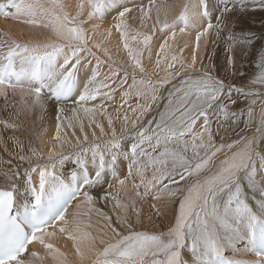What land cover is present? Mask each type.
Instances as JSON below:
<instances>
[{
  "label": "snow or ice",
  "instance_id": "snow-or-ice-1",
  "mask_svg": "<svg viewBox=\"0 0 264 264\" xmlns=\"http://www.w3.org/2000/svg\"><path fill=\"white\" fill-rule=\"evenodd\" d=\"M249 3L264 9V0H218L215 9H210L208 0L192 3L185 0L178 15L169 20L168 8L157 5L155 0H149L147 7L143 2L136 5L135 0H76L74 5L64 0H0V17L51 33L42 43L21 42L8 33L3 34L7 38L0 39V96L7 100L9 93L19 94L17 115L42 104L45 98L53 99L57 103V134L53 137L56 141L61 140L64 112L59 105L68 102L74 105L72 113L82 133L84 125L78 116L81 108L91 117L99 111L107 119L109 129L105 132L100 122L90 119L89 127L95 124L101 138L93 131L89 142L84 134L83 140L77 138L72 152L56 151L57 146H53L47 157L29 146L30 155L17 157L28 163L23 176L19 169L3 173L7 180H23L30 198L17 202L16 182L0 188V264H43L46 257L30 250L32 245L41 246L55 264H72L66 253L50 242L57 232L72 241L75 264H264V151L256 147V134L264 135V100L260 101L258 122L251 138L228 143L222 137V142L217 144L210 120V114L216 116L219 135L221 128L229 122L237 124L239 117L245 115L243 110H233L236 104L233 94L264 97V50L258 54L256 71L247 84L235 85L213 76L206 68L197 69L195 49L191 62L185 63L171 51L169 43L175 39L177 29L184 33L199 26L196 48L200 47L202 37L205 44L210 36L214 43L222 41L227 65L234 68L238 59L251 55L255 45L254 34L235 30L237 21L233 14L245 12ZM70 7L74 14L68 10ZM136 7L146 31L137 30L129 23V14ZM153 10L155 20L148 28ZM113 11L115 15L106 33L107 37L112 36L113 30L118 34L132 71L131 84H128L127 68L121 72L113 67L115 61L107 49H103L106 60L97 55L101 44L93 36L101 25L93 23L91 34L83 26L86 21H103ZM157 36L162 42L149 71L145 59L148 64L153 63L152 47ZM104 64L108 72L99 79ZM82 76L87 78L83 88ZM167 85L172 88L163 111L145 122L144 117L163 98L161 89ZM117 90L121 93L120 106L115 109L116 118L121 121L119 135L105 107L114 100ZM132 96L137 101L135 106L129 103ZM89 102L98 103L86 107ZM256 104L257 100L252 99L247 108L246 126L257 119L253 107ZM0 125L5 129L17 128L7 120H0ZM68 126L74 127L71 120ZM9 139L24 152L17 137ZM0 146L9 151L8 142L2 137ZM33 159L37 163L33 164ZM68 160L75 168L65 179L57 173V168ZM122 164L126 165L125 173H121ZM206 171L209 175L202 178ZM190 179L192 183L188 184ZM180 181L187 186L182 188ZM97 189H102L98 193L100 200H114L115 208L123 213L117 214L116 221L126 231L112 226L111 217L104 216L112 233L108 239L102 235L97 240L85 231L76 218L78 214L74 215L71 226L67 219L72 202L82 197L84 203L92 205L97 199L92 193ZM133 191L135 197L143 198L155 192L154 200L167 197L178 204L167 231L135 230L129 211L137 218L140 213L131 195ZM174 197L177 199L172 201ZM238 243H244L245 250L259 259L251 262L226 259V250L235 252ZM185 251L190 259L183 255ZM26 254L28 259L24 258Z\"/></svg>",
  "mask_w": 264,
  "mask_h": 264
},
{
  "label": "bare ground",
  "instance_id": "bare-ground-1",
  "mask_svg": "<svg viewBox=\"0 0 264 264\" xmlns=\"http://www.w3.org/2000/svg\"><path fill=\"white\" fill-rule=\"evenodd\" d=\"M139 0H135V3L137 5ZM173 2H176V5L178 3H181V0H171ZM190 3L194 2V0H189ZM64 3L69 5H74L76 3V0H64ZM157 5H163L168 8L169 15L168 19L171 20L173 14H174V7L169 3L166 2V0H160L159 4ZM218 5V2L215 5L214 0H209V7ZM126 6H131L126 5ZM213 8V7H212ZM211 9V7H210ZM70 12L74 14V9L69 8ZM119 10V9H118ZM115 14V11L108 13L109 16H113ZM139 11L136 8H133L132 13L129 14V23L131 27L140 30V31H146L144 27L141 26L139 21ZM215 15V13H214ZM235 18H238L242 21V27L236 26L237 29H242L247 33L248 30H257V31H264V23H261V26L255 23H251L250 19H258L259 17L264 16V10L259 7H254L253 4L248 5V9L243 13H234L233 14ZM110 17V18H111ZM131 17H136L135 20H132ZM161 21L164 20L163 12H161L160 16ZM155 20V10L152 12V20L147 21L148 28H151L153 21ZM258 22L260 19L257 20ZM98 23L101 25L100 29L98 30V33L93 36V39L95 42H98L101 44V51L97 52V55L100 56L101 60H106L107 57L104 55L103 49H107L108 55L112 57V61H115L113 63V67L120 68L121 72L127 68L129 72V80L128 84H131V75L132 71L131 68L128 66L127 61V54L124 52L122 44L119 42L118 34H115V30H113V34L111 37H107L106 29L110 26L112 23V20H103V21H86L83 25L86 30L89 31L91 34L92 24ZM213 23H215V20L213 18ZM199 30V26L197 27H190L187 29L184 33H180L179 36L176 35L175 39L172 41H169V43L172 45L171 51L175 52L185 63L191 62V57L193 54V50L196 51L197 56V63L196 68L200 71H203L205 68L217 78H222L225 80L226 83H232L235 85H246L248 82V79L252 74L255 73L256 68L250 67L251 73H249L247 76L244 77L247 70H241L240 67L244 66L246 64L241 62V59H238L235 67L230 68L227 65L226 56L227 53L225 51V46L222 41L220 42H213V37L208 38V43L205 44V38H201L200 41V47L196 48V40L195 35L196 31ZM179 31V30H178ZM4 33H8V35L21 42H26L28 40H32L34 42H45L50 36L51 33L48 30L41 29V28H34L28 25H24L19 21L12 20V19H5L0 17V36H3L4 39L7 37H4ZM162 41L156 42L152 47V64H148L147 60L145 59V66L148 67L149 71L152 70V67L154 65V61L156 59L155 52L158 49L159 43ZM259 44H264L262 42V39H255V45L251 49V55L245 57L247 59H250L251 61L254 60L256 52L258 51V54L262 51L259 49ZM183 49V52H180V49ZM264 50V49H263ZM147 55V54H146ZM256 59V58H255ZM112 61H109V63H112ZM244 64V65H243ZM251 64V63H250ZM254 64V63H253ZM107 65V64H106ZM92 66H95V61H92ZM102 72L104 74H107L108 72V66L103 67ZM235 72V75L233 73ZM139 73L137 72V75ZM140 75V74H139ZM163 75V73H161ZM153 79H156V77H153ZM119 83V81H117ZM173 83H176V81H173ZM127 87V86H125ZM83 88V87H81ZM172 86L167 90L164 91V96L166 97L158 101V104L154 105L152 111L149 114H146L144 117V121L146 122L148 119H152L153 117H158L159 112L163 111L164 104L167 102L166 98L168 96V92L171 90ZM163 92V91H161ZM16 96H19L17 94ZM3 97V96H0ZM4 98V97H3ZM258 105L261 101V99H256ZM116 105L115 107L118 108L121 103V93L119 90H117L115 94V98L113 101H111ZM8 101L0 102V120H7L9 123H14L17 125L16 129H5L3 125H0V137H2L4 140L8 142V148L9 151L5 152L3 149V146H0L3 149V157L6 159V161L3 163L2 166H0V188H8L10 187L11 183L16 182L18 184V188L16 190V197L17 202L21 203L24 200H27L30 198V194L26 192L25 186L23 183V180L15 181V180H7L3 173L9 172L10 170L15 171L16 169H19L20 175L23 176V170L21 167L25 164H28L26 161L22 162L17 157L21 154L24 155H30L28 152L29 146L36 149L38 152L42 153L44 157H47L49 148H52L53 146L56 147V151H63L64 153L72 152L74 149V146L76 145V140L79 138L80 140H83L84 134H87L88 141L91 142L92 132L95 131L97 138L100 137V130L98 128H95V124L92 125V127H89V120L95 119L96 121L100 122L104 128L105 132H109L108 126H107V119L105 116L100 115L99 111L94 115V117L87 116L83 113V110L80 109L78 112V116L80 120L83 122L84 125V132L82 133L80 130L79 124L76 122V118L73 116L72 108L74 105L71 102L61 104L59 107L64 109L63 114L61 115V130H60V141H56L53 139V137L57 134L56 133V123H57V105L51 104L47 102L46 100H43L42 104L34 106L33 108V115L31 118V121L34 125V129L37 131H34L31 125H28L25 122L29 121V118L27 117V109L22 110L19 115H17V106L14 108H11L10 105L6 104ZM94 103L98 102H89L86 104V107H92ZM110 102H107L105 104V107L107 108V114L110 115L114 121V126L116 129L117 134H120L121 129V121L116 118V111L114 109H109L111 105H109ZM129 103L132 106H135L137 101L135 96H132L129 99ZM248 104H251V100L244 101V102H236L235 106H232L235 109H240L243 106H246ZM12 106V105H11ZM110 106V107H109ZM113 106V105H112ZM68 120H71L74 127H75V134L72 132H68L66 134L62 133L63 130H66L68 126ZM246 120V119H245ZM245 120H238V123L233 125L230 123L228 127L221 128L220 134L217 135V124L212 126V131L214 133V136H216L219 140H226L228 138L236 136L238 133L244 132L252 127V123L250 125H245ZM72 129V127H71ZM226 130V132H225ZM15 136L17 137L24 147V152L21 153L18 148H15L9 137ZM243 138H248L247 136ZM58 145H62V147H59ZM264 147V146H263ZM11 153V154H10ZM46 155V156H45ZM11 160L12 163L9 164L7 161ZM35 159H33L34 161ZM32 161V162H33ZM35 164V163H33ZM126 166V165H124ZM123 166V167H124ZM28 167V166H27ZM26 167V168H27ZM61 172V171H60ZM126 172V167L121 168V173ZM57 173L60 174L57 170ZM150 175V173H149ZM209 175V172H204L201 174V177ZM34 178H36V174H34ZM177 180H179V177H176ZM5 182V183H4ZM111 182V181H110ZM137 182L138 179H137ZM4 183V184H3ZM179 183L185 184L184 181H180ZM191 181H188V184H191ZM6 185V186H4ZM131 185V181H129V187ZM187 185L185 184V187ZM104 187H107V184L104 185ZM141 193H143L144 189H140ZM102 192V189H97L93 191V195L97 196V199H95L92 203V205H89L87 203L83 202V198H79L77 203L74 207L71 208V210L68 213L67 219L71 223L73 221L74 215L78 214L76 218L79 220L80 225L82 227V220L81 215L87 214V224L89 228V232L92 234L94 238L97 240L103 235L105 239H108L111 237L112 233L109 230L108 222L104 219L105 215H108L111 217L112 220V226L116 227L120 231H126V229L122 228L116 221L117 214L123 215V213L120 212L119 209L115 208V201L109 200L107 202L100 200L98 198V193ZM131 195L136 199V209L139 211L140 216L137 218L135 213H132L131 210L129 211L130 218L132 220V223L134 225L135 230L137 231H145L148 233H160L162 229H164V225H167L166 228L169 227V225L173 222V216L174 211L176 210V203L171 202L169 198L164 197L161 200H152V195H156L155 192L151 195V200H147V198H139L135 197V192H131ZM121 196H124V193L121 192ZM150 197V195H149ZM174 199V198H173ZM172 201H175L173 200ZM154 203V204H153ZM79 205V208L77 207ZM155 205V207L152 206ZM91 207V210L88 212L87 208ZM157 210H159V214H157ZM164 215H168L169 217H164ZM164 218H163V217ZM162 217V218H160ZM171 217V219L168 221V219ZM54 244L56 248H59L62 252L66 253L67 258L72 264H75V256H74V249L72 248V241L68 240L65 236H62L57 232V236L50 241ZM244 243H238V245H243ZM243 250H237L236 257H242L241 260L246 262L255 261L254 257L251 256L247 258L246 254H244L245 246L242 247ZM31 250L38 251L41 256H45V262L46 264H55V262L51 259V257H48L45 250L39 246L34 245ZM251 252V251H250ZM253 252H251L252 254ZM185 258L190 259V254H188L186 251L183 253ZM25 259H28V256L24 257Z\"/></svg>",
  "mask_w": 264,
  "mask_h": 264
},
{
  "label": "rangeland",
  "instance_id": "rangeland-1",
  "mask_svg": "<svg viewBox=\"0 0 264 264\" xmlns=\"http://www.w3.org/2000/svg\"><path fill=\"white\" fill-rule=\"evenodd\" d=\"M141 2H143V4H144V6L145 7H147L148 6V3H149V0H139L138 1V3H137V5H139ZM155 2H156V4H159V2H160V0H155ZM166 2H169L173 7H174V14H173V16H172V18L175 16V15H178V13H179V11L181 10V7H182V5L185 3V0H181V3H178V5H176V2H173V1H171V0H166ZM214 2H215V5H216V3L218 2V0H214ZM208 3H209V0H208ZM249 4H252V3H249ZM211 7V9H215L214 8V6H210ZM213 7V8H212ZM217 7V6H216ZM136 9L138 10V7H136ZM264 10V9H263ZM117 11H118V9H117ZM115 15V14H114ZM113 15V16H114ZM113 16L111 17V16H109L108 14H106V18L104 19V20H112L113 19ZM111 17V18H110ZM171 18V19H172ZM236 19V21H237V26L238 27H242L243 28V26H242V21L241 20H239L238 18H235ZM258 19H260V21L258 22L257 20ZM258 19H253V18H251L250 19V22L251 23H255L256 25H260L261 26V23L263 22L264 23V16L263 17H259ZM261 22V23H260ZM150 24H152V22L150 23ZM177 31V36H179V34H180V32L178 31V29L176 30ZM115 32V31H114ZM237 32L238 33H245V31H243L242 29H237ZM247 33H252V34H254V37H255V39H262V42L264 43V31L263 32H261V31H257V30H248L247 29ZM247 33H245V34H247ZM115 34H116V32H115ZM0 39H4L3 38V36H0ZM158 41H162L161 39H160V37L159 36H157L155 39H154V42H153V45L156 43V42H158ZM259 49H261V50H263L264 49V44H259ZM257 56H258V51L256 52V55H255V58H257ZM254 58V60L253 61H251L250 59H247V58H245V57H243V58H240L241 59V62L242 63H244V64H246V65H244V66H241L240 67V69L241 70H247L246 72H244L245 73V75H244V77L245 76H247L249 73H251V70H250V67H254L255 66V61H256V59ZM251 63V64H250ZM254 63V64H253ZM103 67H107V65L106 64H104V65H101V67H100V71H101V76L99 77V79H103V76L105 75L103 72H102V69H103ZM89 75H90V73H89ZM138 77H139V74L137 75ZM86 81H87V78L85 77L84 78V76H83V78H82V80H81V87H83V84L84 83H86ZM172 85H167V86H165V88L164 89H161V91H163L162 92V96H163V99L166 97V95L164 96V91H167L170 87H171ZM233 98L236 100V102H244V101H248V100H252V99H261V100H264V97H252V98H245V97H243V96H237L236 94H233ZM6 100H5V98H3V97H0V102L2 103V102H5ZM7 101H8V103H6V104H8V105H10V107L11 108H14L15 106H18L19 105V103H20V98H19V96H12L11 95V93H9V96H8V98H7ZM158 104V103H157ZM12 105V106H11ZM109 105H111V102L109 103ZM113 105V106H112ZM112 105H111V107L109 108V109H114V108H116L115 106V104L112 102ZM249 105L250 104H248V105H246V106H243L242 108H240V109H235V108H233V110L234 111H237V112H240L241 110H243L244 112H245V115L244 116H240L239 117V119L238 120H245V119H247V116H246V111H247V108L249 107ZM235 106V105H234ZM22 107V106H21ZM254 107V110H255V112L257 113V119H255V120H253L252 121V127L250 128V129H248V130H246V131H244V132H241V133H238L236 136H234V137H231V138H228V139H226V140H223L224 142H228V143H231L233 140H240L242 137H245V136H247L248 138H251L252 136H253V134L255 133V129H256V126H257V122H258V113H259V110H260V103L258 104V105H254L253 106ZM33 108L34 107H32L31 108V110H27L26 111V113H27V117L29 118V121L28 122H25V123H27L28 125H31L32 126V128H33V130L34 131H37L36 129H34V125H33V123H32V121H31V118H32V115H33ZM82 109V108H81ZM210 120H211V127L212 126H214L215 124H218V121H217V118H216V116L215 115H212V114H210ZM230 123L231 122H229L227 125H225V127H228L229 125H230ZM76 130H75V127H72V129H71V127H68L66 130H63L62 131V133H64V134H66V133H68V132H72V133H74ZM256 136H257V143H256V147H257V149L258 150H260V151H264V135H261V134H256ZM214 141L217 143V144H219V143H221L222 142V140H219L216 136H214ZM74 150V149H73ZM3 149L0 147V166H2L3 165V163L6 161V159L3 157ZM189 155H191V153H189ZM46 156V155H45ZM32 163H37V160L35 159ZM125 164H122L121 165V168H124V167H126V166H124ZM28 166V164H25V165H23V166H21V167H18V168H21V169H25L26 167ZM124 166V167H123ZM75 168V165L73 164V162L71 161V160H68V161H65L64 162V164L62 165V166H58V168H57V170H58V172L60 173V175L61 174H68L69 172L68 171H71V170H73ZM61 171V172H60ZM194 179V178H193ZM188 181H191V179L190 180H188ZM5 183V182H4ZM3 183V184H4ZM4 186H6V185H4ZM180 186L183 188V187H185V184H183V183H180ZM172 187H175V185H172ZM245 191L247 192L248 190H247V188L245 187ZM152 195V194H151ZM151 195H150V197H149V195L148 196H146V197H143V198H147V200H151L152 198H151ZM248 195H249V203L251 204L252 203V200H251V193H248ZM152 197H153V195H152ZM173 199V198H172ZM177 198H175L174 197V199L173 200H176ZM152 200H154V199H152ZM151 200V202H153ZM154 204V203H153ZM176 208L178 207V204L175 206ZM152 209H153V206H152ZM91 210V207L89 206L88 208H87V211L89 212ZM157 213V212H156ZM68 216V215H67ZM163 216L164 217H169L168 215H164L163 214ZM162 216V217H163ZM81 217V220H82V228L85 230V231H87V232H89V228H88V224H87V214H83V215H81L80 216ZM162 217H160V218H162ZM163 217V218H164ZM171 219V217L168 219V221ZM166 226L167 225H164V229H162L161 230V232H164V231H167V229L168 228H166ZM244 246V244L243 245H238L237 244V250H243L242 249V247ZM237 250L235 251V252H233L232 250H226V252H225V256H227V258L229 259H241L242 257H236V253H237ZM43 264H46V262H45V260L43 261Z\"/></svg>",
  "mask_w": 264,
  "mask_h": 264
}]
</instances>
